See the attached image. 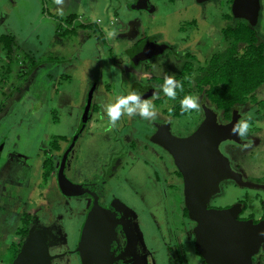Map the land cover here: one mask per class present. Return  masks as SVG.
<instances>
[{
    "label": "flooded vegetation",
    "instance_id": "1",
    "mask_svg": "<svg viewBox=\"0 0 264 264\" xmlns=\"http://www.w3.org/2000/svg\"><path fill=\"white\" fill-rule=\"evenodd\" d=\"M69 1L77 2V0ZM137 1L127 0V3L131 6ZM208 1L217 0H205L198 3L204 5ZM232 1L230 0L229 13L224 16V24H234L236 20L235 25L230 27L234 28L242 21L250 25L248 20L233 16ZM222 5L221 2L220 6ZM31 8L33 9L34 5H31L29 0H0V27L4 26L6 21L18 24L21 20L19 10L22 9L23 12V9ZM261 8L262 0H260L257 22L253 26L250 25L253 28L256 27L257 33ZM153 9L149 5V0H146L145 8L135 10L151 12ZM41 15L51 20L54 23V28L56 23H59L61 27L68 21L77 22L78 19L77 14L68 12L63 21L57 12L49 10L47 0H41ZM117 20L116 17L114 22ZM83 24L80 23V25ZM118 24L119 31L135 39L129 47L123 50L134 70L140 71L141 68H144L143 71L149 74L148 71L152 68L150 63L153 60L160 58L166 52H172L175 59L180 60L181 66L171 77L177 81L184 80L186 88L192 91L190 77L194 73L193 68L197 67L199 70L212 56V54L208 57L207 55L202 56L204 51L206 53L210 51L209 47L202 46L203 40H200L199 45L193 50L188 49L179 53L172 45L143 36V33L140 32L141 23L138 18H133L127 25L121 22ZM79 27L82 28V26ZM262 35L264 36V32ZM0 36L11 35L0 32ZM99 38L104 44L108 43L106 32H101ZM207 39L208 36H206V42H208ZM143 42H152L167 47L161 53L151 55L134 64L130 50ZM0 47H2L0 50V111L3 112L0 121V165L4 162L9 165L10 169L17 166L18 169L15 171L18 175L15 178L21 180L23 184L18 187L19 192L17 191L14 202L7 203L4 200L3 197L7 195L6 193L0 195V199L2 198L0 211L4 210L6 206H16L17 201L19 207L27 194V188L36 184L34 182L36 176L39 178V184H36L37 188H40L41 185L44 188V193L38 190V194L46 201L44 205H39L32 214H22L20 225L14 230V238L15 235L18 238L8 244L7 248L11 257L4 264H10L15 258L31 229L39 230L44 235L49 254L53 256L51 264H81V253L75 249L80 242L82 228L95 199L103 214L101 221L111 228V232L101 237L103 244L108 248L105 253L106 259L97 264H207L195 247L193 230L196 222L190 219L184 204L183 176L176 166L173 156L164 148L162 142L172 136H189L203 121L204 107L214 110L218 124H226L231 118H224L222 111L214 108L201 95L200 109L194 114L195 120L182 123L183 119H188V112L179 114L180 112L175 108L176 99H170L162 92L165 75L168 72L165 70L163 75H150L149 78H145L141 82H131V91L122 94L125 96L135 91L142 94V99L150 100L157 113L155 119L144 120L139 116L122 115L113 126L107 115L101 113V99L99 98L93 104L94 91L97 86L94 83L89 88L90 91L93 87V92L85 123H83V115L89 91L85 105L75 119L67 126L64 119L65 128L60 133L56 130L55 132L50 130L47 133L49 128L45 127V122H48L51 128L53 126L57 128L61 124L59 112L63 108V101L60 102L57 99L61 81L68 77L65 72L66 60L51 58L43 63L41 60L35 59L29 51L30 55L27 56L28 59H25L26 67L23 65L24 63L18 61V53L12 49V43L9 49H6L2 43H0ZM17 50L20 51V48L17 47ZM108 60L113 63L111 59ZM41 68H46L47 80L38 85L37 72ZM184 68H189L190 72L183 74L181 70ZM39 86H41V90H39ZM114 86L117 88L116 84ZM192 95H194L193 92ZM36 101H39L40 109L36 107ZM164 104L166 107L162 106V109L159 110L158 106ZM38 112L40 113L37 120L35 114ZM241 119L242 114L240 113L238 122ZM23 121L25 127L20 128ZM38 122L42 125L39 126ZM87 132L92 137L96 135L99 142L105 141L107 144L104 149L106 150L105 154L101 155L102 150H97L99 151L96 153L98 160L100 157L99 167L88 177L86 174H81L78 162L80 143ZM45 135H48L49 138L45 146H42L40 142L41 144L44 142L42 138ZM27 137H30L28 141H26ZM245 142L241 137L237 141L223 140L219 144V150L228 157L223 152L228 144H235L239 147L248 144ZM141 153L143 156L140 155ZM31 159L38 162H35V165H32V162L30 165L29 160ZM228 159L232 169L239 172L231 157ZM139 160H141L142 170H139V166L137 167ZM61 171L73 184L80 185L83 191L74 195L64 194L59 186ZM150 195L153 197L150 198ZM156 200L161 201L162 207L161 213L158 211L157 214L155 213L157 205H153ZM237 203L242 204L239 219L251 220L256 223L264 217V204L260 205L259 213L251 211L245 215V203L242 200ZM231 205L208 204L207 207L227 208ZM12 245L15 246V249L17 248L14 257L11 251ZM185 248H189L190 252L186 253ZM263 250L264 243L260 246L258 253L252 257L254 264L257 262L261 264L258 257Z\"/></svg>",
    "mask_w": 264,
    "mask_h": 264
},
{
    "label": "rangeland",
    "instance_id": "2",
    "mask_svg": "<svg viewBox=\"0 0 264 264\" xmlns=\"http://www.w3.org/2000/svg\"><path fill=\"white\" fill-rule=\"evenodd\" d=\"M221 2L223 3L222 6H220ZM36 3L38 4L36 8L23 9V12L20 9L19 14L22 19L19 23L13 24V22L6 21V24L0 27V32L12 36V49L16 50L19 57L17 60L22 64L24 63V66L27 64L25 59H28L29 51L35 59L41 60L43 63L51 58H64L66 60L65 72L68 77L61 81L57 99V101H63V108L59 112L61 124L57 128L55 126L51 128L49 123L45 122V127L49 128L47 133L50 130H53L52 132L56 130L60 133L65 128L64 119L66 126L75 119L83 109L89 88L94 83L97 86L94 91L93 104L100 98L101 113L106 114L104 106L108 103H114L117 96H123L122 94L125 92H130L131 82H141L145 78H149L150 75H163L164 71L167 70L166 78L180 69V60L175 59L176 57L172 52H166L150 63L152 68L148 71L149 74L143 71L144 68H141L140 71L134 70L123 50L129 47L135 39L119 31V22L127 25L133 18H138L141 23L140 32L143 33V36L152 37L158 42L172 45L179 53L188 49L193 50L199 45L200 40H203L202 46L210 48L209 52L204 51L202 53L203 57L225 50L227 41L222 39L220 30L223 26H234L236 22V20L234 24H224L223 22L224 16L229 13L230 0L208 1L204 5L195 0H173L171 2L168 0H149V5L154 8L151 12L146 10L139 12L131 8L127 0H77L75 3L64 0L62 5H57L55 0H47L51 12H57L58 7L62 8L64 15H60V18L63 21L68 12L78 15L77 22L68 21L66 23L68 25L64 24L61 27L59 23H56L54 28V23L51 20L40 16L41 0H37ZM220 15L222 16L220 17ZM116 17L118 20L114 22ZM80 23L88 26L80 28ZM257 31L258 41L264 42L262 35L264 32V0H262ZM101 32L107 33L108 43L104 44L99 38ZM206 36H208V42H206ZM17 47L20 48V51L17 50ZM1 49L2 47H0ZM108 59H111L113 63L109 62ZM45 72L46 68H41L37 72L38 85L47 80ZM193 72L190 77L192 92L194 96L199 97L200 102L202 94L194 87L200 71L195 67ZM115 84L117 88L114 86ZM39 90H41V86H39ZM255 95L258 99L264 100V86L258 88ZM35 105L39 109L41 108L39 101H36ZM162 106L166 107V104L158 106L159 110L162 109ZM197 112V110L189 111L187 113L188 119H183L182 123L195 120L194 114ZM239 112L242 114L241 120L250 121L248 135L243 138L246 141L245 144H248L239 147L235 144H228L226 147L224 146L223 152L229 158L231 157L234 165L238 167L236 169L245 180L264 183V107L260 108L258 104L247 102L240 106ZM2 113L1 110L0 121ZM39 113L35 114L37 120ZM38 124L39 126L42 125L39 122ZM24 127L23 121L20 128ZM96 137V135L95 137L90 136L87 132L79 147L78 162L80 163L81 174H86L87 177L98 170L100 157L98 160L96 153L99 151L97 150H102L101 155L106 153L104 150L107 146L106 142H99ZM48 138L49 136L45 135L42 138L44 142L42 144L40 142V145L45 146ZM29 139L30 137H27L26 141ZM140 155L143 156L142 153ZM29 162L30 165L32 162V165H35V162L38 161L31 159ZM138 166L139 170H142L141 160H139ZM15 169L18 167L13 166L10 169L9 165L4 164V162L0 165V195L7 194L3 197L7 203L15 201L14 198L19 192L18 187L23 185L21 180L15 178L18 175ZM34 182L39 184L38 176ZM36 184L34 183V186L27 188V194L19 207L17 201L16 206H6L4 210L0 211V264H4L11 257L7 247L12 240L18 238L16 235L14 238V230L20 225L19 221L22 214H32L39 205L46 203L38 194V190L44 193L43 186L37 188ZM220 192V194L210 198L209 205H233L242 200L246 205L244 212L246 215L251 211L259 213L260 205L264 204V190L242 187L232 180L221 182ZM152 197L150 195V198ZM160 203L161 201L156 200L153 204L154 206L157 205V207L155 206L156 214L158 211L160 212V209L162 210ZM185 252H190V249L185 248ZM258 259L261 264H264V250Z\"/></svg>",
    "mask_w": 264,
    "mask_h": 264
},
{
    "label": "water",
    "instance_id": "3",
    "mask_svg": "<svg viewBox=\"0 0 264 264\" xmlns=\"http://www.w3.org/2000/svg\"><path fill=\"white\" fill-rule=\"evenodd\" d=\"M145 7L146 0H138L131 5L133 9ZM259 7L260 0H233L231 12L234 17L244 18L253 26L257 22ZM166 47L143 42L130 50V55L134 64H137L140 60L161 53ZM92 92L93 87L87 96L83 123L91 105ZM204 113L203 121L189 136H172L162 142L183 176L184 204L190 219L196 222L193 230L195 247L207 264H254L252 257L264 243V217L256 223L239 219L241 203L227 208H208L207 205L210 198L220 192V184L224 180H232L239 186L256 189H264V183L243 179L239 172L232 169L228 157L219 150V144L223 140H238L239 136L233 135L231 129L238 122L239 111L234 109L226 124L217 123L212 108L204 107ZM59 186L66 195L83 191L80 185L69 181L62 171ZM101 219L103 220V214L95 199L75 249L81 253V264H97L106 259L108 248L101 237L111 232V228ZM52 258L44 235L39 230L31 229L10 264H51Z\"/></svg>",
    "mask_w": 264,
    "mask_h": 264
},
{
    "label": "trees",
    "instance_id": "4",
    "mask_svg": "<svg viewBox=\"0 0 264 264\" xmlns=\"http://www.w3.org/2000/svg\"><path fill=\"white\" fill-rule=\"evenodd\" d=\"M221 35L227 41L225 50L214 53L199 68L200 74L195 80V86L204 100L229 119L234 109L238 110L247 102L264 107V100L255 95L256 90L264 86V42L258 41L256 27L243 21L234 28L223 27ZM12 41V36H0V43L6 49L10 48ZM181 72L184 74L190 72V69L184 68ZM179 81L183 90L177 89L175 108L182 115L186 112L181 110V100L185 95H192V91L186 88L184 80ZM11 251L14 257L17 248L12 245Z\"/></svg>",
    "mask_w": 264,
    "mask_h": 264
},
{
    "label": "clouds",
    "instance_id": "5",
    "mask_svg": "<svg viewBox=\"0 0 264 264\" xmlns=\"http://www.w3.org/2000/svg\"><path fill=\"white\" fill-rule=\"evenodd\" d=\"M57 5H62L64 0H55ZM57 14L63 16L62 8L56 9ZM177 89L183 90V85L174 77H166L162 86V92L170 99H175L177 96ZM199 97L194 95H185L181 100V110L189 112L192 110H199ZM104 111L113 126L120 120L122 115L129 117L139 116L144 120H153L156 118V110L153 103L148 99H142V94L138 92H131L125 96H118L114 103H108L104 106ZM250 124L248 120H240L236 123L231 131L233 135L241 138H246Z\"/></svg>",
    "mask_w": 264,
    "mask_h": 264
},
{
    "label": "crops",
    "instance_id": "6",
    "mask_svg": "<svg viewBox=\"0 0 264 264\" xmlns=\"http://www.w3.org/2000/svg\"><path fill=\"white\" fill-rule=\"evenodd\" d=\"M29 1H31V5L33 4L35 8L38 6L37 3H36L37 0H29ZM21 19H22V17H21Z\"/></svg>",
    "mask_w": 264,
    "mask_h": 264
}]
</instances>
